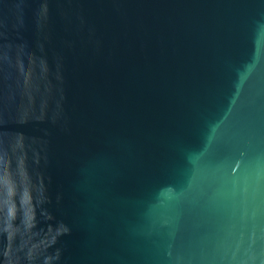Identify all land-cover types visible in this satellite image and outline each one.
Masks as SVG:
<instances>
[{"label": "water", "instance_id": "1", "mask_svg": "<svg viewBox=\"0 0 264 264\" xmlns=\"http://www.w3.org/2000/svg\"><path fill=\"white\" fill-rule=\"evenodd\" d=\"M0 264H264V0H0Z\"/></svg>", "mask_w": 264, "mask_h": 264}]
</instances>
